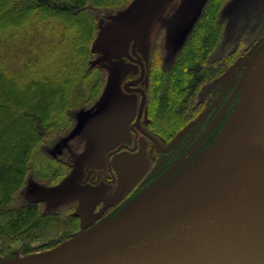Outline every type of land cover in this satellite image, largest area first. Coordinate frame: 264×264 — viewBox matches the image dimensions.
Segmentation results:
<instances>
[{
	"label": "trees",
	"instance_id": "1",
	"mask_svg": "<svg viewBox=\"0 0 264 264\" xmlns=\"http://www.w3.org/2000/svg\"><path fill=\"white\" fill-rule=\"evenodd\" d=\"M129 1L0 0V258L54 248L99 224L85 225L76 211L49 212L40 201L18 204L17 198L29 175L47 181L63 175L47 144L72 128L106 83L105 70L91 66L95 14L114 13ZM226 1L208 0L173 64L156 71L155 119H167L168 130L180 131L199 113L201 91L222 70L209 66ZM61 230L60 239L49 238Z\"/></svg>",
	"mask_w": 264,
	"mask_h": 264
},
{
	"label": "rangeland",
	"instance_id": "2",
	"mask_svg": "<svg viewBox=\"0 0 264 264\" xmlns=\"http://www.w3.org/2000/svg\"><path fill=\"white\" fill-rule=\"evenodd\" d=\"M157 1L131 0L114 13L95 14L98 32L92 47L96 49L102 47V44L97 43L96 40L100 36L109 35L110 46L114 52L127 53L130 56L119 59L105 56V53L97 50L93 52L91 66H99L106 72L104 89L95 102L80 114L72 128L63 135L54 137L47 144L48 155L64 168V173L55 181L29 175L27 185L18 195V204L40 201L45 205V211L66 214L78 209L85 221L93 219L101 223L110 218L100 221L94 218L105 208L116 203L122 194L142 179L150 165L151 169L154 166L159 168L161 163L164 169L157 170L150 176L147 183L156 177L149 185L141 182L140 191L130 196V200L123 203L120 209L125 210L137 200L149 198L172 185L194 165L195 162L189 163L190 154H185L187 151L181 152L179 149L183 146L180 144L181 138L186 132H194L196 129L194 121L197 122L204 109L208 108L213 96L234 79L231 76L239 71L243 61L252 57L264 42V0H227L223 4L219 13L223 32L210 59L212 66H209L216 68V65H219L222 70L217 78L210 80V84H206L201 91L199 99L203 104L199 113L178 132L175 126L170 130L165 127L167 119L159 122L155 119L156 103L153 86L156 81L155 75L157 70L173 64V60L184 47L193 27L200 19L208 0H168L160 6ZM154 11H157V14L151 17ZM245 69L246 65L236 80L230 83L232 89H229L228 96L232 90H236L234 86L238 88ZM134 81L137 83L127 86ZM237 96L238 99L229 109L228 119L240 100L241 89ZM150 97L151 104L148 102ZM139 106L143 108L142 113H144L139 124L142 125L144 122L149 124L148 131L145 130L149 132L150 139L141 135L139 143L142 142L143 145L139 149L131 150V147L127 148V146L132 145L133 142L132 125L136 122L134 119ZM213 107L209 111H212ZM216 108L214 107L212 111L214 117L222 110L220 107ZM157 122L161 127L157 126ZM185 128L187 130L173 144L174 139ZM201 134L204 136V129L201 130ZM216 140L207 148L205 155ZM143 148L146 149L145 153L141 152ZM4 152L10 151L4 149ZM203 157L204 155L201 158ZM181 169L183 170L180 173L177 174L176 171L173 175L175 170ZM99 171L104 172L106 179ZM77 180L80 182V191H75ZM131 200L133 201L130 202ZM62 233L63 230L54 232L49 238L60 239ZM20 245L21 242L18 241L14 247ZM59 246L34 252L31 255ZM19 256L26 257L23 255L15 257ZM9 259L0 258V263Z\"/></svg>",
	"mask_w": 264,
	"mask_h": 264
},
{
	"label": "water",
	"instance_id": "3",
	"mask_svg": "<svg viewBox=\"0 0 264 264\" xmlns=\"http://www.w3.org/2000/svg\"><path fill=\"white\" fill-rule=\"evenodd\" d=\"M105 36L93 52L130 56ZM245 65L240 100L215 144L172 185L55 249L0 264H264V42L239 71Z\"/></svg>",
	"mask_w": 264,
	"mask_h": 264
},
{
	"label": "flooded vegetation",
	"instance_id": "4",
	"mask_svg": "<svg viewBox=\"0 0 264 264\" xmlns=\"http://www.w3.org/2000/svg\"><path fill=\"white\" fill-rule=\"evenodd\" d=\"M142 71H143V69H142ZM241 72L242 71H237L231 77H233L236 80L237 76L240 75ZM142 76L144 78L143 74H142ZM142 76H140V78H142ZM234 79L232 81H235ZM230 83L225 85L226 87L224 86L223 88H221V90L219 89V91L216 93V95L213 96V98L211 99V101H210L211 103L209 104L208 108L204 109L205 111H207V109L210 110L213 106L217 107V108L220 107V108H222V110L218 113L219 115L217 114L215 117L213 116V112H212V111H214V107H213L212 111H208L203 116L202 119H200L196 123H194V127H196V129L194 130L193 133H187L186 132L184 134L185 136L183 135V137L181 138V142L182 143L180 142V144H183V146H181L179 149L181 150V152L187 151V152H185V154H190V160H189L190 164L194 163L198 158L202 157L204 155L205 150L209 146H211V144L216 140V138L220 134L222 128L224 127V125H225V123H226V121L228 119L230 107L235 103L236 99H238L237 98L238 97L237 94H239V89L236 88L235 86L233 88H235L236 90H232L231 91L232 94L230 93V95L228 96L229 89L231 88L230 87ZM138 91H140V90H137V92ZM141 94H143V93L141 92ZM227 96H228V98H227ZM142 111H143V108H140V106H139L137 114H136V117L134 119V120H136V122L134 124L135 126L132 125V134H133L132 135V137H133L132 140H133V142H132V145L128 144L129 146H127V148L131 147L130 148L131 150H134L136 148L139 149V147H141V145H143L142 142H141V144L139 143L141 135H144L145 137H148L150 139L149 132H147L148 128H149V124L146 123V122H144V123L141 122L143 126L139 124V121H141V119L143 118V115H144V113H142ZM201 115H203V113ZM198 125L200 127H198ZM208 128H209V130H208ZM202 129H204V136L201 134V130ZM205 131H207L206 134H205ZM217 131H218V133H217ZM159 142H160V139H159ZM163 145H164V143H163ZM145 151H146V149H144V148H143V150H141L142 153H145ZM135 152H137V151H135ZM165 164H167V163H165ZM158 167L159 168H157V166L156 167L154 166L151 169V165H150L148 167L147 174L142 179H139L138 182L135 185L130 187V189L127 192H125L124 194H122L120 196L121 198L119 197L120 199L118 198V201L116 203H114V204L108 206L107 208H105L94 219H98V221H100V219L111 218V217L117 215L118 212L123 210V208L120 209V207L123 205V203H125V202L127 203V201L130 200L129 199L130 196H134L140 191L141 182L142 183L145 182L147 185H149L151 183L152 179L154 180L155 177H156V176L153 177L150 180V182L147 183L149 178H150V176H152L155 171H157V170L160 171V170L164 169V166L161 163H160V165ZM182 170L183 169L175 170L173 175H175L176 171H178L177 172V174H178ZM99 173H100V171H99ZM106 173H110V172H106ZM101 174L105 178L104 172L100 173V175ZM113 177H114V175H113ZM145 183H144V185H145ZM132 201L133 200H131L130 202H132Z\"/></svg>",
	"mask_w": 264,
	"mask_h": 264
},
{
	"label": "bare ground",
	"instance_id": "5",
	"mask_svg": "<svg viewBox=\"0 0 264 264\" xmlns=\"http://www.w3.org/2000/svg\"><path fill=\"white\" fill-rule=\"evenodd\" d=\"M237 113L235 115H233V119L229 122V124H228L226 129H228L230 127L231 123L234 121L235 117L237 116Z\"/></svg>",
	"mask_w": 264,
	"mask_h": 264
},
{
	"label": "crops",
	"instance_id": "6",
	"mask_svg": "<svg viewBox=\"0 0 264 264\" xmlns=\"http://www.w3.org/2000/svg\"><path fill=\"white\" fill-rule=\"evenodd\" d=\"M78 210V209H77ZM77 210H76V212H77Z\"/></svg>",
	"mask_w": 264,
	"mask_h": 264
}]
</instances>
